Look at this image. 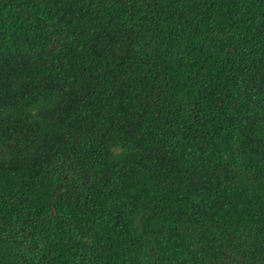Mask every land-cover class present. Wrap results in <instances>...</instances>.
Returning <instances> with one entry per match:
<instances>
[{"label":"trees","instance_id":"16d2710c","mask_svg":"<svg viewBox=\"0 0 264 264\" xmlns=\"http://www.w3.org/2000/svg\"><path fill=\"white\" fill-rule=\"evenodd\" d=\"M0 264H264V0H0Z\"/></svg>","mask_w":264,"mask_h":264}]
</instances>
